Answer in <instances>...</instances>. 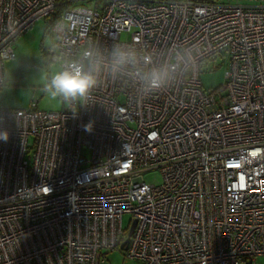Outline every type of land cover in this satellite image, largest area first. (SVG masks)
Segmentation results:
<instances>
[{"label": "built area", "instance_id": "obj_1", "mask_svg": "<svg viewBox=\"0 0 264 264\" xmlns=\"http://www.w3.org/2000/svg\"><path fill=\"white\" fill-rule=\"evenodd\" d=\"M92 3L57 16L76 23L51 26V65L86 48L150 62L140 75L103 73L58 112L0 106V264H100L115 250L140 264H254L264 256V0ZM56 4L0 0V91L14 42ZM216 56L224 84L207 92L201 64ZM152 68L168 69L158 89L142 79ZM154 170L161 184L144 180Z\"/></svg>", "mask_w": 264, "mask_h": 264}, {"label": "rangeland", "instance_id": "obj_2", "mask_svg": "<svg viewBox=\"0 0 264 264\" xmlns=\"http://www.w3.org/2000/svg\"><path fill=\"white\" fill-rule=\"evenodd\" d=\"M171 1V0H152ZM68 8L93 7V0H68ZM103 3V2H102ZM45 20L37 21L13 44L15 59L6 64V83L0 91V106L5 110H28L32 102L37 103V109L45 112H58L63 108L61 98L53 99L45 91V85L49 77L60 67L52 64L40 54V45L49 47L51 37L49 32L44 36ZM44 36V39H43ZM127 34H122L121 40L126 41ZM42 41V42H41ZM227 61L215 57L209 62L201 64L200 84L205 91H211L223 86ZM147 184H161L160 172L148 171L144 174ZM131 216H122L124 228L130 227ZM100 264H140L137 261L125 258L121 250H115L106 254ZM254 264H264V256L255 257Z\"/></svg>", "mask_w": 264, "mask_h": 264}, {"label": "clouds", "instance_id": "obj_3", "mask_svg": "<svg viewBox=\"0 0 264 264\" xmlns=\"http://www.w3.org/2000/svg\"><path fill=\"white\" fill-rule=\"evenodd\" d=\"M76 17H60L52 25L57 34L68 30H75L73 25ZM141 59L149 63L150 59L131 48H114L106 58L103 53L85 49L78 59L61 61L60 70L54 72L45 85V91L53 99L61 98L65 102H73L85 98L90 91L97 87L103 73L107 72L113 76L126 72L129 68L136 69L140 75L138 65ZM167 68H152L144 72L142 79L150 89H158L168 79ZM7 132H0V139L7 140Z\"/></svg>", "mask_w": 264, "mask_h": 264}, {"label": "trees", "instance_id": "obj_4", "mask_svg": "<svg viewBox=\"0 0 264 264\" xmlns=\"http://www.w3.org/2000/svg\"><path fill=\"white\" fill-rule=\"evenodd\" d=\"M56 1H57V4H56L57 7L55 8L53 15L50 16L49 19L45 20L46 26L43 29L44 30V33H43L44 36L49 32L51 26L54 24V22L58 18L57 16H59L63 10H65L69 7V5L67 4V3H69L68 0H56ZM44 36H43V39H44ZM39 48H40V52H41L40 54H42V56L48 60L47 54H46L47 48L43 47V45H40Z\"/></svg>", "mask_w": 264, "mask_h": 264}, {"label": "water", "instance_id": "obj_5", "mask_svg": "<svg viewBox=\"0 0 264 264\" xmlns=\"http://www.w3.org/2000/svg\"><path fill=\"white\" fill-rule=\"evenodd\" d=\"M134 226H135V222L132 224V226H131L129 232H127V233H128V238H127V240H126L125 243H128L129 238H130V236L132 235V232H133Z\"/></svg>", "mask_w": 264, "mask_h": 264}, {"label": "crops", "instance_id": "obj_6", "mask_svg": "<svg viewBox=\"0 0 264 264\" xmlns=\"http://www.w3.org/2000/svg\"><path fill=\"white\" fill-rule=\"evenodd\" d=\"M46 48V47H45Z\"/></svg>", "mask_w": 264, "mask_h": 264}]
</instances>
